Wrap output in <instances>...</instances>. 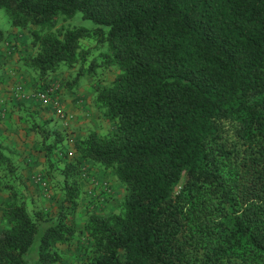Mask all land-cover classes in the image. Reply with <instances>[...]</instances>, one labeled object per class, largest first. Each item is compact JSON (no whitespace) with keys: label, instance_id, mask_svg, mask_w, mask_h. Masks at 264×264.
Wrapping results in <instances>:
<instances>
[{"label":"trees","instance_id":"1","mask_svg":"<svg viewBox=\"0 0 264 264\" xmlns=\"http://www.w3.org/2000/svg\"><path fill=\"white\" fill-rule=\"evenodd\" d=\"M0 10L31 37L20 70L36 88L90 79L107 125L72 148L63 131L31 126L53 209L28 204L0 147V264H60L74 238L86 241L83 264H264V0H0ZM78 12L95 27H65ZM61 69L76 73L49 81ZM88 165L124 187L116 211L96 209L107 194L86 189Z\"/></svg>","mask_w":264,"mask_h":264},{"label":"crops","instance_id":"2","mask_svg":"<svg viewBox=\"0 0 264 264\" xmlns=\"http://www.w3.org/2000/svg\"><path fill=\"white\" fill-rule=\"evenodd\" d=\"M9 41H5L0 47V54H4L5 51L11 53L14 51V47L9 48L11 45ZM5 44V45H4ZM12 44V43H10ZM13 46V45H12ZM2 60V58H0ZM2 62V61H1ZM9 72L11 69H6ZM9 74V73H8ZM7 74V75H8ZM3 78H6L4 76ZM21 75H17L13 80V87L10 89V94H4L5 82L8 79H0V110H4V114L0 119V147L4 149L5 156L12 155L16 166L18 167L19 175L23 182L24 191L26 196L31 198V194H39L40 201L43 197H49V193L45 192L41 185L37 183L38 178H44L47 173V163L45 158V151L42 145V139L40 136L31 130V126L39 124L50 130L59 129L65 133V142L69 148H72L74 141L84 137L90 131L100 133L106 129L104 121L98 116V113L93 107L94 90L89 84L88 79L85 80L78 88L68 91L64 88L58 90V96L60 97V105L63 111L71 118L63 120L58 117L54 112V106L41 105L36 98H34V91L36 89L35 82L32 81L30 75L26 74L21 80ZM49 81L55 82L54 79ZM48 82V81H47ZM87 83V84H85ZM21 85L27 99L24 102L16 101L13 98L12 90L15 86ZM56 115V116H55ZM96 119V121H94ZM101 121L102 127L100 130L97 128L96 123ZM100 124V125H101ZM63 143V144H64ZM73 150L70 149L72 155ZM16 158V159H15ZM88 165V179H93L98 185L102 182H108L110 185V197L105 195L104 202L109 199L117 198L119 196V188L115 186L116 179L111 173H103L98 168H92ZM37 179V180H36ZM86 189L90 187L87 182ZM97 193L101 192L100 187L96 189ZM50 194H53L50 193ZM60 194L58 193V196ZM9 201L8 193L4 187H0V207ZM82 204V203H81ZM80 208V207H79ZM1 216V214H0ZM1 225V219H0ZM2 229V228H1Z\"/></svg>","mask_w":264,"mask_h":264},{"label":"rangeland","instance_id":"3","mask_svg":"<svg viewBox=\"0 0 264 264\" xmlns=\"http://www.w3.org/2000/svg\"><path fill=\"white\" fill-rule=\"evenodd\" d=\"M64 25H65V27H83L86 29H92L95 27L93 22H91L90 20L84 19L82 17L81 13H79V12L76 13V15L72 19L67 21ZM0 29L3 31V34L6 35V40L9 41L8 44L11 45L9 48H11V49L13 47L15 48L14 51L11 50V53H9V54L7 51H5L4 54H0V58H2V60L0 59V79H8V81L5 82V91L6 92L4 94L6 95L7 93L10 94V92H11L10 89L13 87L12 82L14 79H16L17 75L20 74L22 77L21 80L22 81H23V79L25 80V78H23V77L27 73L23 70H20V58L23 55H25L27 49L29 48V42H30L31 37H30L27 30H19V29L12 28L8 22L7 15L4 12V10H0ZM103 29L105 30V32L108 30L106 27ZM10 43H12V44H10ZM92 53L94 55H96L97 51L92 49ZM97 61L99 63L101 62L99 57L97 58ZM8 68L11 69L10 72L8 70H6ZM75 73H76V69L72 72H68L65 69H61L60 73L53 74L51 76V78L55 79V82L58 81L61 83V80L64 78H70V80H71ZM4 76H6V78H3ZM85 80H86L85 78L81 79L79 84H82L83 82H85ZM88 81H90V79H88ZM85 84H87V83H85ZM89 84H92V81H90ZM0 85H3V84H0ZM91 87H92V85H91ZM60 88H63V87L60 86ZM94 121H96V119H94ZM100 124H101V121L100 122L98 121L95 125V127L97 125H99V126H97V128L99 130L102 127V124L101 125ZM102 130H104L103 127H102ZM89 167H90V165H89ZM91 167L94 169L96 168L93 165H91ZM17 171H18V167H17ZM17 173H19V172H17ZM2 175L3 174H1V172H0V184L3 183ZM7 177H8L9 182L12 180L11 184L14 185V187L18 186L14 177H11V178L9 176H7ZM117 185L119 188V196L117 198L109 199L106 202H104L105 200L103 198L104 197L103 194L102 195L98 194L97 191L94 192L95 194L96 193L98 194L97 198L95 197L98 200V202H97L98 207L96 209L99 210L101 213H104V214L111 213V212H114L118 209L119 203L123 199V196H124V187L119 182H117V180H116L115 186L117 187ZM23 186L24 185L22 182L21 192L24 191ZM90 187H92V184H90ZM97 187L95 186L96 189H97ZM47 193H49V197H43V199L41 201L39 199L40 198L39 194H31V198H29L28 204L30 206L33 205L35 207V209H40L42 207H45L47 209H53V207H55L58 204V199L56 197L53 198V194H50V193H52L50 190H48ZM87 196H91V195H87ZM87 196L86 197L84 196L85 198H83L81 200L82 204L80 205V208L78 210L79 216L78 217L76 216V219H75L78 228H81L82 223L86 218V213H85L84 207H86V205L88 204L87 203L88 201H86ZM32 199L35 202L34 204L32 202ZM1 228H2V226L0 225V229ZM82 243L86 244V241L83 240V241L79 242V240H77V238H74L72 241V244H70L68 246H63V254H64L63 258L64 259L62 260V262L60 264H83V262L85 260V253H84ZM36 245H37V242L35 243V246Z\"/></svg>","mask_w":264,"mask_h":264},{"label":"built area","instance_id":"4","mask_svg":"<svg viewBox=\"0 0 264 264\" xmlns=\"http://www.w3.org/2000/svg\"><path fill=\"white\" fill-rule=\"evenodd\" d=\"M58 90H59V86L56 83H46V84H41L39 85L34 93V98L37 99V101L41 104V105H49L52 104L54 106V109L56 111V115L63 120H68L71 117L69 115H67L61 105H60V100L57 99V95H58ZM12 94H13V98L16 101L19 102H24L27 99L26 94L24 93L23 87L21 85H17L13 88L12 90ZM4 114V110L1 111L0 110V119L2 118ZM71 156V154L69 155ZM37 182L44 186V182L40 179L37 180ZM92 187L98 186V184L94 181H92ZM100 189L106 193L107 195H110V185L108 184V182H102L99 185ZM89 195H92V192H88Z\"/></svg>","mask_w":264,"mask_h":264}]
</instances>
